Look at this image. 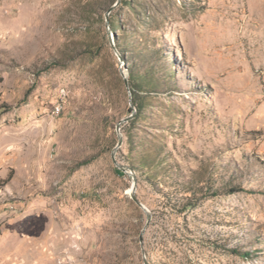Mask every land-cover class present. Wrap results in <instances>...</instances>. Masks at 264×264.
<instances>
[{
  "label": "rangeland",
  "instance_id": "1",
  "mask_svg": "<svg viewBox=\"0 0 264 264\" xmlns=\"http://www.w3.org/2000/svg\"><path fill=\"white\" fill-rule=\"evenodd\" d=\"M115 2L0 0V264H264V0Z\"/></svg>",
  "mask_w": 264,
  "mask_h": 264
},
{
  "label": "water",
  "instance_id": "2",
  "mask_svg": "<svg viewBox=\"0 0 264 264\" xmlns=\"http://www.w3.org/2000/svg\"><path fill=\"white\" fill-rule=\"evenodd\" d=\"M119 3H120V0H116L115 4L111 8L108 9L107 13L105 14V21H107V17L110 15V13L112 12V10L119 5ZM123 81H124L125 87L128 89V81H127V78L125 77V75H123ZM132 117H133V114H130L128 117L122 119L117 124V129L119 130L120 129V125L123 122H128L129 120L132 119ZM120 145H121V139L119 138V142L117 144V147H119ZM121 170H122L123 173L128 174L129 176H132V173L130 172V170H127V169H124V168H121ZM134 190H135V181L133 182V184L131 186V192H132L131 199L133 200V202L136 205H138L140 208H142L144 210V212L146 213V225H147L149 223L150 216H149L148 212L146 211V209L143 207V205L135 197ZM144 229H145V227L143 228L142 233H143ZM140 242L142 243V235H140ZM144 264H146V261H144Z\"/></svg>",
  "mask_w": 264,
  "mask_h": 264
},
{
  "label": "trees",
  "instance_id": "3",
  "mask_svg": "<svg viewBox=\"0 0 264 264\" xmlns=\"http://www.w3.org/2000/svg\"><path fill=\"white\" fill-rule=\"evenodd\" d=\"M127 1H128V0H120V4H121V5H127V3H128ZM110 25H111V28L114 29L115 24H113V23L110 21ZM116 26H117V24H116ZM130 80H131V79L128 78V85L130 86L129 89H130L131 92H132V102H133V104H134L135 107H136L137 113H141V111H142V106H141V104H138V102H137V94H136L135 90L133 91L132 82H131ZM241 255L247 257V254H241Z\"/></svg>",
  "mask_w": 264,
  "mask_h": 264
},
{
  "label": "built area",
  "instance_id": "4",
  "mask_svg": "<svg viewBox=\"0 0 264 264\" xmlns=\"http://www.w3.org/2000/svg\"><path fill=\"white\" fill-rule=\"evenodd\" d=\"M56 111H59V108H56ZM128 175V174H127Z\"/></svg>",
  "mask_w": 264,
  "mask_h": 264
}]
</instances>
